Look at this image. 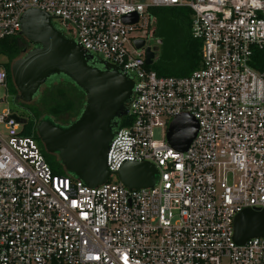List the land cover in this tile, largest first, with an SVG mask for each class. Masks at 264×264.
<instances>
[{
  "label": "built area",
  "instance_id": "2783aa9c",
  "mask_svg": "<svg viewBox=\"0 0 264 264\" xmlns=\"http://www.w3.org/2000/svg\"><path fill=\"white\" fill-rule=\"evenodd\" d=\"M171 6L191 10L201 42L200 65L185 76L146 68L157 51L146 64L145 49L158 47L150 10ZM29 9L133 87L128 123L106 153L110 174L95 187L54 172L28 119L0 108V264H264V234L242 245L232 237L238 212L264 208V69L250 64L254 49L264 54V0H0V41L20 34ZM182 113L197 131L176 151L166 132ZM125 162L153 164L156 183L125 187L115 174Z\"/></svg>",
  "mask_w": 264,
  "mask_h": 264
},
{
  "label": "water",
  "instance_id": "95a60500",
  "mask_svg": "<svg viewBox=\"0 0 264 264\" xmlns=\"http://www.w3.org/2000/svg\"><path fill=\"white\" fill-rule=\"evenodd\" d=\"M129 17H125L128 20ZM20 34L34 45L23 51L10 66L17 99L28 104L32 96L53 75H63L84 94L79 115L62 126L49 115L35 123L36 135L45 152L55 154L64 171L95 187L107 181L110 171L106 153L117 127V120L126 115L133 82L115 65L102 59L93 62L76 41L58 30L52 17L40 10H26L20 18ZM140 48L142 40H136ZM146 48L145 63L150 64L154 51ZM17 121L22 118L13 115ZM197 131V121L187 113L175 116L168 124L166 141L176 151H185ZM128 189L152 187L158 178L155 166L148 162H125L115 172ZM264 234V208H244L233 218V240L242 245Z\"/></svg>",
  "mask_w": 264,
  "mask_h": 264
},
{
  "label": "trees",
  "instance_id": "16d2710c",
  "mask_svg": "<svg viewBox=\"0 0 264 264\" xmlns=\"http://www.w3.org/2000/svg\"><path fill=\"white\" fill-rule=\"evenodd\" d=\"M156 17L155 36L159 40L158 56L155 61L146 66L161 76H185L200 65L201 42L191 35L190 19L191 10L186 7H160L150 10ZM28 42L21 34L0 41V53L8 58H16L26 48ZM251 66L257 70L264 69L263 50L254 49L251 56ZM6 74L9 78L8 67ZM56 81V84L53 82ZM48 87L40 95L37 105L24 106L28 111L26 131L32 133L41 146L44 156L45 151L36 135L35 123L43 115L67 122L75 118L84 103L83 92L67 77L59 74L47 79ZM12 93L16 90L9 83ZM127 117L122 116L117 120V127L125 126ZM46 158V157H45ZM47 160V159H46ZM52 170L58 174L66 173L57 159L47 160Z\"/></svg>",
  "mask_w": 264,
  "mask_h": 264
},
{
  "label": "flooded vegetation",
  "instance_id": "af4514ba",
  "mask_svg": "<svg viewBox=\"0 0 264 264\" xmlns=\"http://www.w3.org/2000/svg\"><path fill=\"white\" fill-rule=\"evenodd\" d=\"M32 47H34V45L31 44V43H28L27 46H26V48H24V49L22 50V52L20 53V55H19L18 57H16V58H8L7 55L0 53V55H3V56H4V59H2L1 61H2L3 65H4V67H5V70L7 69V67H8V70H9V78H8V75L6 74V82H7V85H8V89H9V90H10V88H9V83L12 82L11 74H10V66H11L12 62H13L15 59H17V58L23 56V51H24L25 49H26V50H29V49L32 48ZM94 59H97V57H96V56H93L92 60H90V62L92 63V65H94V66H96V67H101V65L97 64L96 62H93ZM51 77H53V76H51ZM51 77H50V78H51ZM47 83H48V82H47V80H46L45 83L42 84V85L39 87V89H38V90L35 92V94L32 96V100H31L30 103H28V104L22 103L20 100L17 99V91H16L15 93H12V91L10 90V94L13 96L12 101L14 102L15 105H17L19 108H22L23 110H27V109L24 108V106L37 105V101H38L40 95L42 94V92L44 91V89L48 87V84H47ZM56 83H57L56 81L53 82V84H56ZM12 84H13V83H12ZM14 88H15V87H14ZM15 90H16V89H15ZM81 109H82V108H81ZM80 111H81V110H80ZM79 113H80V112H79ZM77 116H78V115H77ZM77 116H76V117H77ZM76 117H75V118H76ZM51 118H52V117H51ZM75 118L69 119L67 122H61L60 120H56V119H54V118H52V120H53L55 123H58V124H60V125H62V126H66V125H68V123H69L70 121H72V120L75 119Z\"/></svg>",
  "mask_w": 264,
  "mask_h": 264
},
{
  "label": "rangeland",
  "instance_id": "374dc122",
  "mask_svg": "<svg viewBox=\"0 0 264 264\" xmlns=\"http://www.w3.org/2000/svg\"><path fill=\"white\" fill-rule=\"evenodd\" d=\"M53 23L55 25L56 28L63 30L64 28L61 27L59 21H57L56 19H53ZM150 45H159V40L158 38L154 37L152 39V41L149 42ZM159 50H157L156 52V58L158 56ZM4 59L3 55H0V60ZM5 97V101L3 103L0 104V108L2 107H11L12 110L14 112H16L18 115H21L23 118H27L28 116V111L27 110H23L22 108H19L17 105L14 104V102L12 101V98L10 96V90L8 89L7 92L5 91V89L3 87H0V98H4ZM153 133H154V137L156 139L161 138L160 135V128H154L153 129ZM45 157L47 160H52V159H57V156L55 154H49V153H45ZM49 163V162H48ZM64 169V168H63Z\"/></svg>",
  "mask_w": 264,
  "mask_h": 264
}]
</instances>
